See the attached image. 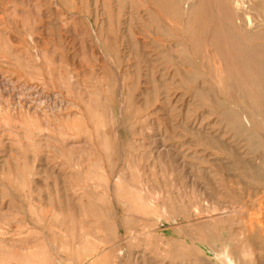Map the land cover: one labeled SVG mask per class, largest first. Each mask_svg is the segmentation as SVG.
Wrapping results in <instances>:
<instances>
[{
	"label": "rangeland",
	"instance_id": "rangeland-1",
	"mask_svg": "<svg viewBox=\"0 0 264 264\" xmlns=\"http://www.w3.org/2000/svg\"><path fill=\"white\" fill-rule=\"evenodd\" d=\"M228 254L264 264V0H0V264Z\"/></svg>",
	"mask_w": 264,
	"mask_h": 264
},
{
	"label": "bare ground",
	"instance_id": "bare-ground-1",
	"mask_svg": "<svg viewBox=\"0 0 264 264\" xmlns=\"http://www.w3.org/2000/svg\"><path fill=\"white\" fill-rule=\"evenodd\" d=\"M247 18H248V20H250V16H247ZM249 22H251V21H249ZM192 37V36H191ZM196 55V54H195ZM126 75V74H125ZM258 132H260V131H258ZM263 136V135H262ZM230 147V146H229ZM14 193V192H13ZM19 200V199H18ZM245 220V219H244ZM254 221V220H253ZM224 226V225H223ZM228 227V226H227ZM242 237V236H241ZM252 237V236H251ZM107 255V254H106ZM223 256V255H222ZM221 259V258H220ZM222 260H224L225 261V263L226 264H237V262L235 261V259L232 257V256H230L229 254H228V257H225V258H223ZM206 262V261H205Z\"/></svg>",
	"mask_w": 264,
	"mask_h": 264
}]
</instances>
